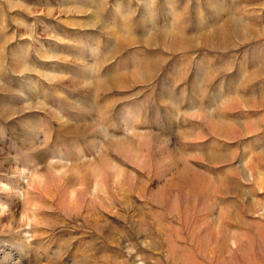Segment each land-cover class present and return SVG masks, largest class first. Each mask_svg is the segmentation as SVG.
Returning <instances> with one entry per match:
<instances>
[{"label":"rangeland","instance_id":"1","mask_svg":"<svg viewBox=\"0 0 264 264\" xmlns=\"http://www.w3.org/2000/svg\"><path fill=\"white\" fill-rule=\"evenodd\" d=\"M0 264H264V0H0Z\"/></svg>","mask_w":264,"mask_h":264},{"label":"clouds","instance_id":"2","mask_svg":"<svg viewBox=\"0 0 264 264\" xmlns=\"http://www.w3.org/2000/svg\"><path fill=\"white\" fill-rule=\"evenodd\" d=\"M28 227H31V225L29 224Z\"/></svg>","mask_w":264,"mask_h":264}]
</instances>
